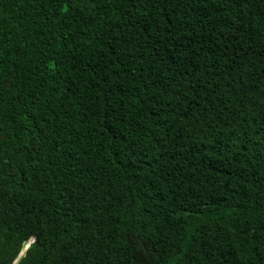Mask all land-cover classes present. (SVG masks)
Here are the masks:
<instances>
[{
  "label": "trees",
  "instance_id": "obj_1",
  "mask_svg": "<svg viewBox=\"0 0 264 264\" xmlns=\"http://www.w3.org/2000/svg\"><path fill=\"white\" fill-rule=\"evenodd\" d=\"M0 264H264V0H0Z\"/></svg>",
  "mask_w": 264,
  "mask_h": 264
},
{
  "label": "clouds",
  "instance_id": "obj_2",
  "mask_svg": "<svg viewBox=\"0 0 264 264\" xmlns=\"http://www.w3.org/2000/svg\"><path fill=\"white\" fill-rule=\"evenodd\" d=\"M33 240H34V239L31 237V238L27 241V243L23 246V248H22V250L20 251L19 254H23L24 251L27 249L29 243L33 242Z\"/></svg>",
  "mask_w": 264,
  "mask_h": 264
}]
</instances>
